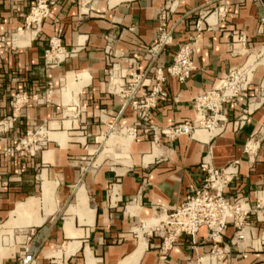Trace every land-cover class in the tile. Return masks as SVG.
I'll list each match as a JSON object with an SVG mask.
<instances>
[{
  "label": "crops",
  "instance_id": "obj_1",
  "mask_svg": "<svg viewBox=\"0 0 264 264\" xmlns=\"http://www.w3.org/2000/svg\"><path fill=\"white\" fill-rule=\"evenodd\" d=\"M38 1L0 0V264H264V102L238 125L264 82V0H177L172 40L152 58L159 12L172 0H51L31 22ZM53 36L70 53L54 65L45 56ZM187 42L193 69L163 82L167 97L148 118L157 133L193 119L192 99L255 57L254 84L223 105L218 134L154 139L135 127L118 89L144 74L139 98L153 84L149 65L166 66ZM38 129L46 143L34 155L11 152ZM203 160L235 167L224 194L250 210L242 238L226 226L221 260L204 226L168 249L153 231L201 185Z\"/></svg>",
  "mask_w": 264,
  "mask_h": 264
},
{
  "label": "built area",
  "instance_id": "obj_2",
  "mask_svg": "<svg viewBox=\"0 0 264 264\" xmlns=\"http://www.w3.org/2000/svg\"><path fill=\"white\" fill-rule=\"evenodd\" d=\"M51 0H39L32 7L39 8L41 16L47 11ZM177 0H172L171 5L163 8L158 16V36L156 42L149 46L146 55L152 58L171 40V32L167 29V20L174 11ZM219 13H223V7L217 8ZM200 29V21L196 23ZM238 39L245 42L244 34L239 33ZM70 53L62 46L60 38L53 36L49 40V47L45 50V56L54 65ZM192 45L190 42L182 44L175 52L172 61L166 66L149 65L153 74V84L148 91H144L137 98L136 91L143 83L144 74H135L134 79L129 83V87L121 85L119 92L126 93L135 110L137 121L135 127H140L143 133L151 135L154 139L158 134L166 139H171L180 135H191L196 130L202 129L209 135H216L223 130L224 123L227 122L223 111V105L230 103L244 92H247L254 84L255 71L258 66L257 58L251 62L246 60L238 66L230 68L225 72L211 88L201 92L192 99V106L195 111L193 119H185L182 122L157 130L148 122V118L153 109L156 108L159 99L167 97V92L163 88V82L167 77H175L183 82L193 69L191 59ZM137 58V55L134 56ZM1 87V80H0ZM257 95L249 96L247 107L243 109L239 116V126H242L248 115L258 103L264 102V82L257 84ZM259 100H256L258 99ZM127 128L136 135V128ZM159 137V136H158ZM44 133L41 129L29 130L25 136L20 138L11 152L17 151L34 155L41 149L45 141ZM201 170L205 173L201 185L194 188L187 194L184 200L174 207L161 221L154 224L153 231L157 232L162 239V249H168L173 242L182 234L194 235L202 226L208 229V238L212 242L210 250L211 258L221 260L229 252L227 246L221 244V236L230 223L236 229V240L242 238V228L250 213L245 206L243 199H232L224 194L226 186L236 175L235 167H215L208 160H203L200 164ZM144 227V224L141 225Z\"/></svg>",
  "mask_w": 264,
  "mask_h": 264
},
{
  "label": "bare ground",
  "instance_id": "obj_3",
  "mask_svg": "<svg viewBox=\"0 0 264 264\" xmlns=\"http://www.w3.org/2000/svg\"><path fill=\"white\" fill-rule=\"evenodd\" d=\"M40 17H41V13L39 11V8L35 7L33 9V11L30 13V18H31L30 21L31 22L37 21ZM251 61L252 60H249L248 62H251ZM128 134H133L134 135V133L132 131L130 133H128Z\"/></svg>",
  "mask_w": 264,
  "mask_h": 264
}]
</instances>
